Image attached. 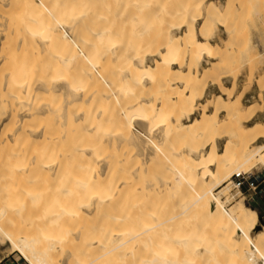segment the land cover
Returning a JSON list of instances; mask_svg holds the SVG:
<instances>
[{
  "label": "bare ground",
  "instance_id": "bare-ground-1",
  "mask_svg": "<svg viewBox=\"0 0 264 264\" xmlns=\"http://www.w3.org/2000/svg\"><path fill=\"white\" fill-rule=\"evenodd\" d=\"M23 1H20L23 2L22 8L28 3L26 7L33 14H46L59 25L48 36L34 33L33 39L40 41L43 48L50 45L47 39H55L60 45V52L55 53L56 58L53 57L58 61L55 68V65L49 66L46 62V58H50L48 53L51 47L48 53L43 52L42 48L46 60H37V69L32 71V66H27L29 61L32 63L36 58L29 50L31 46L28 47L31 34L28 32L29 37L27 33L22 36L26 31L19 34L25 36V41L28 39L27 43L23 42L28 45L24 46L20 43L23 38L15 33L17 29L13 27L14 33L19 36L16 38L24 46L21 48L28 47L31 53L26 54L27 57L30 55L29 60L25 56L27 49H23V57L27 58L24 59L25 64L31 67V71L23 63L20 70L17 64L19 71H12L17 72L13 75L19 78L18 83L15 82L18 92L29 95L22 96L17 92V96L22 97L18 98L19 101L23 98L27 100L23 105L27 109L19 116V121L17 119L16 124L19 125L12 128L5 138L0 133L1 151L5 146L12 148L8 160L3 161L7 168L5 170L11 181L19 180L15 187L11 185L15 189L13 193L3 194L4 188L0 190V221L5 224V227H0L1 243L9 244L13 251L31 264H236L235 260L238 259L241 264H264V222L260 223L257 212L246 205L243 197L230 209H226L223 201L231 190L229 186H232L230 180L233 176L247 174L245 167L254 160L264 168V152H261L264 147H257L258 141L264 139V124L246 128L238 140L239 149H234L235 155L239 156H234L233 152L230 157L224 158L223 152L219 151L218 142L224 139L225 144L230 142V137L224 133V123L229 119L226 122L221 120V116L227 117L223 98L227 96L233 99L236 91V82L231 76H225L231 74V61H235L233 54H237L233 53L232 46L239 40V35L230 25L239 15L236 1L182 0V5L180 0L176 4L171 0L176 6L179 3L180 7L172 5L170 8L166 6L167 2L162 3L160 10L155 7L156 12L167 20L173 19L172 23L177 20L176 28L172 25L175 30L173 34L177 32V35L171 37L170 31L165 34L159 31L154 36L152 31L156 32L157 29L152 30V26L144 24L148 27L143 28L131 25L139 39L144 38L142 35L154 34L153 38L149 36L152 38L150 44L147 43L149 46L143 45L150 49H145L143 53L139 45L141 40L135 42L136 52L127 50L125 32L130 27L128 24L135 20L132 19L131 23L130 19L128 24L125 22L128 25L125 31L123 22L128 18L126 15L125 19L126 11L113 12L116 5L126 3V0H92L89 7H86L89 0ZM216 2L226 3V6L222 9L221 4ZM147 3L143 2L141 6L139 0L136 7L129 4L131 16L137 12L135 19L139 18L141 11L145 13L149 9ZM16 6L17 10L19 5ZM66 7H81L76 18L73 17L74 25L71 27L77 30L87 26V32L75 33V29L72 30L68 24L60 25L56 16L59 9L66 14ZM20 8L18 10L22 11ZM19 15L23 16L22 13ZM38 23L43 22L40 19ZM18 26L20 32L21 26ZM3 29L6 31L7 28ZM13 29L9 28L11 32ZM221 32L226 39L218 42L217 35H221ZM133 36L130 38H136ZM142 41L144 44L145 41ZM19 43L16 42V45ZM225 43L224 48L221 45ZM249 47L252 52L259 53L251 43ZM19 50L18 47L17 52ZM5 53L6 58H11L10 51ZM2 55L0 58H4ZM260 55L264 56L263 53ZM150 60L153 61L152 65L148 64ZM207 62L210 66L200 71V67ZM225 68H229V73L226 74ZM9 73L5 75L12 77ZM9 77L7 83L11 81ZM226 80L233 81L234 86L231 84L232 88H225L223 84ZM12 84L11 87L6 86L11 90L3 92L13 91ZM209 88L218 89L221 95L200 104ZM146 90L154 95H144ZM51 94L61 95L58 107L54 105L57 122H53V114L47 117L51 120V123L48 122L51 126H57L55 135L47 133L42 126H33V118H39L41 123V117L46 118L49 114L48 101L52 104L49 99H53ZM7 98L13 101L10 95ZM36 100L43 104H38ZM230 102L233 104L235 101L230 99ZM17 103L19 105L20 102ZM238 104L235 103V106ZM245 110L239 107L240 112ZM12 112L9 115H18L17 110ZM101 129L108 131L95 135ZM173 141H177V145L182 141L184 145L178 151L175 150L177 145L174 150L171 149L175 153L171 155L172 158H176H173L175 162L172 165L170 154H166L169 150L166 152L164 148ZM44 144L53 147L45 149ZM124 144L127 148L133 146L137 151L131 154L133 158L130 157V160L138 156L141 158L119 170L111 163L114 169L110 170L109 162L116 155L114 151H119L117 147ZM172 144L168 147H172ZM106 146L112 148L106 149L110 150L107 153L104 152ZM107 154L114 156L111 159ZM160 158L165 161L162 162ZM159 159L163 166L166 163L164 167L167 169L163 171L167 174L161 171L164 177L160 174V179H157L155 177L160 172L155 174V164ZM113 162L119 166V160ZM171 169L175 172L171 173ZM7 172L3 174L5 177ZM169 173L172 175L169 176ZM175 174L177 177H173ZM20 180L24 181L23 184ZM189 187L195 188L194 191ZM155 195H166L167 198L162 199L165 202L156 200L153 205L151 198H156ZM167 199H170L169 202ZM159 203L160 206L164 203L166 208L162 209L168 215L165 213L166 216H163L162 212L152 209L151 206L155 208ZM168 206H171L169 210ZM92 220L102 223L95 222L96 226Z\"/></svg>",
  "mask_w": 264,
  "mask_h": 264
},
{
  "label": "rangeland",
  "instance_id": "rangeland-1",
  "mask_svg": "<svg viewBox=\"0 0 264 264\" xmlns=\"http://www.w3.org/2000/svg\"><path fill=\"white\" fill-rule=\"evenodd\" d=\"M1 1V3H0V56L2 55L4 58H0V133H1V135H2V137H3V134H4V138H5V135H7V134H9V131L12 129V128H15V126L17 125L16 124V121H17V119H18V121H19V116L24 112V111H26V107H24L23 105H26V101L27 100H25L24 98H23V102L20 100L19 101V97L20 98H22L21 96H17L18 94H20V95H22L23 93H21V92H18V88H17V85H15V82H17L18 83V75H16L17 77L15 78V76L13 75V74H17V72L16 73H13L14 71H19L20 70V68L21 67H23V66H21L22 65V63H23V65L25 66V67H27V66H29V64L32 66V71H35V69H37L36 68V63H38V62H40V61H43L44 59H45V55H44V53L43 52H47V50H48V48L49 47H51L49 50H51V51H49V59L48 58H46L47 59V65H49V66H54L55 65V68H56V64L58 63V61L56 60V59H54L53 60V57L54 58H56L57 56L55 55V53L56 52H60L58 49H59V47H60V45L59 44H57V40H55V39H52L51 41H50V39H47V41H49V47H42V45H41V42L40 41H36V40H34L33 39V36H34V33H44L45 34V36H48L49 35V32L50 31H52L53 29H56L57 27H59V25H57L56 24V22L53 20V18L51 17H48V16H46V14H41L40 13V15H37L35 12H34V14L35 15H37V16H35L34 14H33V11L32 10H30L29 9V7H26V5L28 6V1L27 2H25V6H24V8H22L23 7V4H21V3H23L24 1L23 0H8V2H7V0H0ZM19 1V2H18ZM20 1H23V2H20ZM85 1H87V0H85ZM85 1H84V3H85ZM94 1V0H93ZM93 1L92 0H89L88 2H86V7H89V6H91L92 5V3H93ZM134 1V2H133ZM137 2L139 1V0H136ZM135 0H126V3H125V1L121 4H119L118 6L116 5L115 7H114V10H113V12H114V14H116V13H119L120 12V10H122V9H124L126 12H125V21L123 22L124 23V25H126V27H125V31H126V29L128 28L127 26L128 25H130V27L132 28V26L134 25V26H137V25H140L141 27H148L147 25H149V27L150 26H152L153 28H152V30H154V29H157V31L155 32V31H152L153 33H155V35L154 34H150L149 33V35H142V36H144V38L142 37V38H137V35L136 34H134L135 33V29H133L134 30V32L132 31V29L129 27V29L125 32L126 33V37H125V40H126V42H127V50L128 51H132V52H136V49L135 48H137V43H135V42H138V41H140L141 40V44H139V45H141L140 47L142 48L140 51H141V53H143L144 51H145V49L147 50V49H150V47H147V45L149 46V44H150V38L151 37H149L150 35L152 36V38H153V35L154 36H156V34H158L157 32H159V31H161V32H164L163 34H165V32L167 33V31H170L169 33H170V36L171 37H174V36H176L177 35V32H176V34H173V33H175V30H174V27L176 28V26H177V24H178V22H177V20H174V22L172 23V21H173V19L170 21V20H167V19H165L164 17H160V15H159V13L158 12H156V11H158V10H160L161 9V7H162V3H164V2H167V4H166V6H168V8H170L172 5V7H174V5L177 3V1H179V0H173L174 1V3L170 0V3H172L171 5H170V3H169V0H140V4L142 3V5L141 6H143V2H148L147 4L149 5V9L145 12V13H143L142 11L140 12L142 15L141 16H139V18H136L135 19V16L136 17H138V15H134V14H137V12H134V13H132V16H131V13H130V11L132 10H130V7H128V6H130L129 4H131V6H133V5H135L134 7H136V5H137V2H136ZM176 1V2H175ZM181 1V3L180 4H184V3H182L183 1L182 0H180ZM186 1V0H185ZM184 1V2H185ZM189 0H187V2H188ZM236 1V2H235ZM243 1V0H242ZM250 1H252V2H250ZM91 2V3H90ZM131 2V3H130ZM156 2V3H155ZM234 2H235V4L237 5V7L240 9L239 10V12H238V14L239 15H236V20H232L231 21V27L235 30V34H237V35H239V40H236V42L234 43L235 45L234 46H232V50H233V53H237L236 55L235 54H233L234 55V59H235V61L234 60H232V57H231V59L230 60H232L231 61V67H232V72H231V74L229 73V68H227L228 70H226V68L224 69V71L226 72V74L227 73H229V74H227V75H225V76H231L232 78H233V80H234V82H236L237 83V81H238V79H239V76H240V74H241V72L243 71V69H245V68H248V72H250V74H249V77L248 78H242V79H247V82H248V85H251L252 83H254V82H256L255 80L257 79V85L259 86V89L261 90V91H263L264 90V72H263V66H264V63H263V61H264V56L262 55H260L259 53L257 54V52H252L251 50H250V47H249V45H250V43H251V45H252V42H251V37H250V34H251V30L253 29V28H257L256 27V20H257V15H261V17L259 18L258 17V19L260 20V27H261V29L263 30L264 29V26H263V24H264V4H262V3H264V0H246V2H242V3H238L239 1H237V0H234ZM248 2V3H247ZM6 3V5H4V6H7V3H8V8H10V6H11V8L10 9H7V7L6 8H4V6H3V4H5ZM19 3V4H18ZM83 3V4H84ZM186 3V2H185ZM216 3H218V4H221V8L222 9H224V7L226 6L225 4L226 3H224V5H223V3H219V2H216ZM2 4V5H1ZM127 4V5H126ZM180 4L178 3L177 4V6L176 7H180ZM240 4V5H239ZM16 5H19V7H21L23 10L22 11H19L18 9H19V7H18V11H19V13H17L16 11ZM21 5V6H20ZM85 5V4H84ZM88 5V6H87ZM154 5H156V6H154ZM179 5V6H178ZM181 5V6H182ZM249 5V6H248ZM2 7L4 8L3 10H2ZM13 7H15L14 9H13ZM26 7V8H25ZM120 7V8H119ZM158 9H156V8ZM248 7H249V9H248ZM20 8V9H21ZM76 8H77V10L78 9H80L81 7H66V9L64 10V11H66L67 13L66 14H63V13H65V12H63V10H61V9H59V12L57 13V16H56V18H57V21L60 23V25H67L68 27L70 26L71 27V25L73 24V20H74V18H76V13H78L79 11H81V9L80 10H76ZM133 8V7H132ZM135 9V8H134ZM15 10V11H14ZM75 10V11H74ZM83 10V9H82ZM261 10V11H260ZM9 11H10V13H9ZM24 12V13H23ZM205 12V11H204ZM12 13H14V14H12ZM22 13V15L23 16H21V15H19V14H21ZM258 13V14H257ZM18 16H17V15ZM69 14V15H68ZM156 14V15H155ZM257 14V15H256ZM13 15V16H12ZM14 15H16V16H14ZM44 15H45V17H44ZM71 15V16H70ZM76 15V16H75ZM126 15H127V17H126ZM130 15V16H129ZM157 15H159V17L157 16ZM205 15V14H204ZM61 16V17H60ZM63 16H65V17H63ZM70 16V17H69ZM144 16V17H143ZM146 16V17H145ZM251 16V17H250ZM32 17H34V18H32ZM44 17V18H43ZM66 18V20L65 19H63V18ZM67 17H69L68 19H67ZM74 17V18H73ZM140 17H142V18H140ZM159 19H158V18ZM250 17V18H249ZM60 18H62V21H61V19ZM163 18L164 19V22H163V19L161 20V19ZM29 19V20H28ZM36 19V20H35ZM38 19V20H37ZM40 19H41V22H43V23H38V22H40ZM46 21H45V20ZM73 19V20H72ZM131 19V20H130ZM132 19L133 20H135L133 23H132ZM157 19H158V21H157ZM45 22H44V21ZM129 20H130V22L132 23V24H128V23H130L129 22ZM146 20V21H145ZM154 20H155V22H154ZM143 21V22H142ZM162 21V22H161ZM170 21V22H169ZM30 22V23H29ZM128 24H126V23ZM154 22V23H153ZM168 22V23H167ZM90 23V22H89ZM136 23V24H135ZM175 23V24H174ZM18 24H20V26H21V31L19 32V30H20V27L18 26ZM33 24V25H32ZM144 24H147V25H144ZM156 24H159V25H156ZM162 24H164V25H162ZM167 24L168 25H170L171 24V26H167ZM9 25H10V27H9ZM14 25H16V26H14ZM29 25H31V26H29ZM41 25V26H40ZM74 25V24H73ZM73 25H72V27H73ZM89 25V24H88ZM132 25V26H131ZM155 25V26H154ZM167 27H166V26ZM172 25H174V27L172 26ZM176 25V26H175ZM23 26V27H22ZM33 26V27H32ZM133 26V27H134ZM159 27V29H158V27ZM164 26V27H163ZM10 29H13V27L15 28V29H17L16 31L17 32H15L14 30L15 29H13V32H11V30H9V28ZM17 27V28H16ZM19 27V28H18ZM27 28V30L25 29V28ZM31 27V28H30ZM55 27V28H54ZM71 27V28H72ZM165 28V29H163V28ZM3 28H7L10 32H6L7 31V29H6V31H4L5 29H3ZM85 28V29H84ZM143 28H142V31H144L143 30ZM161 28V29H160ZM168 28V29H167ZM172 29V30H169V29ZM238 28H241V30L239 31V29ZM23 29H25V30H23ZM74 29H75V33H80V34H83V32H85V30H86V32L88 31V28H87V26H83V28H80V29H78L77 28V30H78V32H77V30H76V27H74ZM73 28H72V30H74ZM131 29V30H130ZM167 29V30H166ZM2 30H3V32H2ZM30 30H31V32H30ZM174 30V31H173ZM246 30V31H245ZM23 31H26L25 33H22ZM173 31V32H172ZM17 33L18 35L20 34V33H22V36L23 35H25L26 33V36H28L29 34H31L30 36V38H29V40H30V42H31V45H30V42H29V45L28 44H23V42L25 43H27V41H28V39H27V41H25V39H24V37H21V35H19L20 36V38H23V40L21 39V41H20V43L22 42V44L24 45V46H27L28 45V47H30L31 46V48H29V50L32 52V54L34 53V55L33 56H36V58H34V60L32 61V63H30V61L28 62V65L26 66V62L24 61V59H25V57H23L24 56V52L25 51H27L26 53H25V56L27 57V55L26 54H31V53H29L30 51L28 50V47L27 48H25V49H27V50H25L24 48V52H23V49L21 48V46H23L22 44H20L19 43V39H17L16 37L18 36L17 34H15V33ZM19 32V33H18ZM28 32H29V34H28ZM131 32V33H130ZM133 32V33H132ZM151 32V31H150ZM151 32V33H152ZM11 33V34H10ZM13 33V34H12ZM33 33V34H32ZM160 33V32H159ZM130 34H132L131 36H133V35H135L136 36V38H132V39H135V40H137V41H134V40H132L130 37ZM173 34V35H172ZM179 34V33H178ZM18 36V37H19ZM148 36V37H147ZM29 37V36H28ZM134 37V36H133ZM32 38V39H31ZM151 38V39H152ZM142 39L145 41L144 42V44H143V41H142ZM17 40V41H16ZM45 41H46V39H45ZM44 40H43V42H45ZM56 41V42H55ZM148 41V42H147ZM228 41H229V39H228ZM16 42H18L19 44H17L16 45ZM152 42H156L155 40L153 41L152 40ZM231 42H232V40H231ZM135 43V44H134ZM140 43V42H139ZM147 43H149V44H147ZM228 43V42H227ZM134 44V45H133ZM145 44H147L146 46H144L143 47V45H145ZM153 44L154 43H152V49H153ZM249 44V45H248ZM41 45V46H40ZM58 45V47H56ZM136 45V46H135ZM226 43L224 44V45H221L222 47H226ZM23 46V47H24ZM46 46V45H45ZM47 46H48V44H47ZM132 46H134L133 48H132ZM17 47V48H16ZM18 47L20 48V50H19V52H17L18 51ZM155 47V46H154ZM16 48V50H14ZM44 49V51H43V49ZM47 48V49H46ZM131 48V49H130ZM32 49H33V51H32ZM55 49H56V51H55ZM229 49H231V46H230V48ZM237 49H238V52H237ZM21 50H22V52H23V54H22V52H21ZM46 50V51H45ZM58 50V51H57ZM143 50V51H142ZM250 50V51H249ZM4 51H7V52H9L10 51V53L9 54H11V58H10V56L9 57H7L6 58V53L4 52ZM29 51V52H28ZM43 51V52H42ZM243 51V52H242ZM6 54V55H4V53ZM50 52H51V54H50ZM36 53V54H35ZM246 54L247 53V55H245V56H243V54ZM256 54V55H255ZM52 57H51V56ZM56 56V57H55ZM258 56V57H257ZM30 57V55L27 57V58H29ZM32 57V56H31ZM47 57V56H46ZM262 57V58H261ZM27 58L25 59V60H27ZM253 58V59H252ZM1 59H3L4 60V62L1 60ZM7 59V61H5ZM23 59V60H22ZM31 58H29V60H30ZM45 59V60H46ZM245 59V60H244ZM37 60H38V62H37ZM44 60V61H45ZM53 60V61H52ZM56 60V61H55ZM55 61V62H54ZM3 62V63H2ZM54 62V63H53ZM57 62V63H56ZM153 61H148V64L149 65H152L153 63H152ZM249 62V63H248ZM262 62V63H261ZM2 63V64H1ZM26 63V64H25ZM244 63V64H243ZM17 64H19L18 65V67H19V70L17 69L18 67H17ZM233 65V66H232ZM208 66H210V64H209V62H207L206 64H204L203 65V67H200V71H202L201 70V68H207ZM13 67H15L14 68V70H12L13 69ZM17 67V68H16ZM262 68V69H261ZM16 69V70H15ZM27 69H28V71L30 70L31 71V67L29 68V67H27ZM13 71V72H12ZM258 71H261L260 73H258ZM10 72V73H9ZM11 72H12V74H11ZM6 73H9L10 75H13L12 77H11V81H13V79H15V81H13L14 83L12 84V82L11 81H8V83H7V80H8V78L7 77H9L8 76V74L7 75H5ZM32 73V72H31ZM256 73H258V74H256ZM255 75H257V77L255 78ZM9 77V78H10ZM222 77V76H221ZM262 77V78H261ZM6 81V82H3V81ZM5 84V85H4ZM9 84V85H8ZM10 84H12V85H14V86H12L14 89H15V91H14V89H13V91H10L9 93H5V92H3L4 90H7L8 91V89H7V87L8 86H10L11 87V85ZM4 85V86H3ZM7 86V87H6ZM200 86L201 87H203V85L200 83ZM234 86V85H233ZM6 87V88H5ZM2 88H3V90H2ZM12 89V88H11ZM11 89H9V90H11ZM197 89H199V88H197ZM248 88H244V90H243V92H245L246 90H247ZM13 92V93H12ZM17 92H18V94H17ZM148 92V93H147ZM198 93V92H197ZM16 95V97H15V95ZM151 94V91L150 90H146L145 92H144V95H146V96H148V95H150ZM152 94H153V92H152ZM151 94V95H152ZM210 94H211V96H210ZM236 94V91L233 93V95L232 96H236L235 95ZM8 95V96H7ZM9 95L13 98V101H12V99H11V101H10V99H8L7 97H9ZM12 95H14V96H12ZM52 95V94H51ZM154 95V94H153ZM152 95V96H153ZM215 95L217 96V95H221V93H218V94H215V92H208V94L206 95V97L204 98V99H206V100H204V99H202V101L200 100L199 101V103L201 102V103H206L207 101H210V100H212V99H214L215 98ZM1 96H4V97H1ZM6 96V97H5ZM22 96H29V95H27V94H23ZM53 96V99H52V97H51V99H49L51 102H52V104L48 101V104L50 105V112H49V114L46 116V118L45 117H41V123H40V120H39V118H33V123L35 124V125H33V126H37V127H41L42 126V128L43 129H45L46 131H47V133L49 132H52L51 133V135H55L56 134V130H57V126L55 125V126H51V120L49 121L48 119H47V117H49L50 115L52 116V114L54 115L55 113H53V112H56V110H55V108L56 107H58V104H59V102H60V97L59 96H61V95H59V94H54V95H52ZM241 96H243V95H241ZM45 97H47V96H45ZM209 97V98H208ZM4 98H5V100H4ZM44 98V97H43ZM48 98H49V96H48ZM38 99V98H37ZM41 98H39L38 100H40ZM46 99V98H45ZM209 99V100H208ZM226 99H228L227 98V96L226 97H224L223 98V103L226 105V107H225V115H227V117L226 116H221V120H223L224 122H226L228 119H229V121H227L226 122V124L224 123V133L228 136V137H230V142H228L227 144H225V143H222V144H219V151L222 153L223 152V154H222V156L224 157V158H228V157H230L231 155H232V153L234 154V156H236V155H238V154H236L235 155V151H236V149H239V148H237L238 146H239V144H240V142L238 141L239 140V138H241L242 136H243V134H244V132H245V130H246V127H244L243 125H244V123H248V121H249V119L250 120H252L250 117H253V115L255 114V111H252V110H250L249 109V112H250V114L247 116V118H243V113L246 111H242V112H240L239 111V107L240 106H242L243 107V105H242V103H241V101L239 100V99H236V100H234L235 102H233V104H232V102H230V99H231V101H233V99H232V97L230 98V99H228L227 100V102H226ZM3 100V101H2ZM38 100H36L37 102H38V104L40 103V101H38ZM238 100V101H237ZM260 100H261V102L263 103V101H264V98H263V95H261V97H260ZM10 103H9V102ZM15 101H16V103H15ZM35 101V100H34ZM43 102H44V99L42 100ZM46 101H47V99H46ZM45 101V103H47ZM206 101V102H205ZM3 102V103H2ZM5 102V103H4ZM7 102V103H6ZM14 102V103H13ZM17 102H20L19 103V105H18V103ZM36 102V103H37ZM43 102L42 103H40V105L41 104H43ZM239 103L238 105H236L235 106V103ZM12 103V104H11ZM29 103V102H28ZM36 103H34V104H36ZM44 103V104H45ZM200 103V104H201ZM228 103V104H227ZM231 103V104H230ZM2 104H4V105H2ZM17 104V105H16ZM37 104V105H38ZM7 105H9L8 107H7ZM12 105V109L11 108H9L10 106ZM56 107H55V106ZM244 105H248V103L247 104H244ZM19 106H21L20 108L21 109H19ZM36 106V105H35ZM263 106H264V103H263ZM15 107V108H14ZM217 107V105L216 106H214V108H216ZM201 107H199L198 109L199 110H201L200 109ZM17 110V113H18V115L16 116V118H13V116H14V114H13V116L12 115H9V114H11V110L13 111L12 113H14L16 110ZM9 110H10V112H9ZM15 110V111H14ZM58 110V109H57ZM198 113L200 112V111H197ZM6 114H8V115H6ZM57 114V113H56ZM199 115L200 114H198L197 115V117H199ZM10 118H9V117ZM14 116V117H15ZM56 116L57 115H54L53 117H54V121L53 122H55L56 120H55V118H56ZM8 117V118H7ZM18 117V118H17ZM7 118V119H6ZM4 119H6V120H4ZM15 121H14V120ZM53 119V118H52ZM243 119L245 120V122L243 121ZM2 120H4V121H2ZM1 122H5V129H3L4 127H2L3 126V123L1 124ZM7 122V123H6ZM48 122H50V123H48ZM52 122V123H53ZM57 122V121H56ZM244 122V123H243ZM251 122V121H250ZM228 123V124H227ZM42 124V125H41ZM19 125V124H18ZM17 125V126H18ZM20 125H23V123H20ZM8 126V127H7ZM2 127V128H1ZM53 127V128H52ZM55 127V128H54ZM52 128V129H51ZM227 128V129H226ZM1 129H3L2 131L3 132H1ZM107 130V129H106ZM108 131V130H107ZM107 131H105L104 129H101L98 133H96L95 135H97V134H100L101 135V133L102 134H105ZM97 136H99V135H97ZM179 141V140H178ZM175 142V143H174ZM246 142V141H245ZM244 141L242 142V143H245ZM173 143V144H172ZM181 143V144H180ZM241 143V144H242ZM49 144V143H48ZM48 144H44L43 146L45 147V149H48L49 147V145ZM171 144H172V147H168V146H171ZM171 144H169V145H166V147L164 148V151H168L166 154H170V156H169V158L171 159V164L173 165V158H175V157H173L172 158V156L175 154V153H173V151L172 150H174L177 146V148L175 149L176 151H178V150H180L181 148H182V145H184L183 144V142L181 141V142H179L178 143V145H177V141H173V142H171ZM48 145V146H47ZM51 145V144H50ZM53 145V144H52ZM125 145L126 144H124V146L122 147V146H118L117 148H118V150L119 151H121L120 153H119V151H114V153H116V155L114 156L113 154H112V156H114L113 157V159H112V156H111V154H107V157L109 156L113 161L115 160V161H117L118 162V160H119V166H117V165H115V162H109L110 161V158H109V165L112 163V164H114V167L116 166V168H118V170H119V168L120 169H123L124 167H125V165L127 164V163H131V161L133 162V163H135L137 160H138V158H141V157H139L138 156V158L136 157V156H134V158L136 157V159H132V160H130L129 158L131 157V158H133L132 156H131V154H136L137 153V151H135L136 149L135 148H133V146L131 147H129V148H132V149H129V148H127V147H125ZM154 145L156 146V144L154 143ZM177 145V146H176ZM181 145V146H180ZM225 145V146H224ZM127 146V145H126ZM155 146H153L154 148H155ZM245 146V145H244ZM243 146V147H244ZM1 147H4V146H1ZM48 147V148H47ZM53 146H51L50 148H52ZM109 148H110V146H108ZM157 147V146H156ZM38 148H40V147H38ZM49 148V149H50ZM109 148H107V146L105 147V150L106 149H109ZM114 148H115V146H114ZM113 148V149H114ZM116 148V149H117ZM153 148V149H154ZM170 148V149H169ZM174 148V149H173ZM179 148V149H178ZM233 148V149H232ZM2 149V148H1ZM1 149H0V151H1ZM54 149V148H53ZM112 148H110V150H111ZM133 149H134V151H133ZM167 149V150H166ZM172 149V150H171ZM234 149H235V151H234ZM104 150V152H106L107 153V151H110V150H106L105 151ZM115 150V149H114ZM155 150H156V148H155ZM171 150V151H170ZM240 150H244L243 148H241ZM11 151H12V148H10V147H7V146H5V148H3V150L1 151V155H0V162H1V164H0V185L2 184V185H5V186H0V190H1V188L3 189V194L4 193H13L14 192V190L15 189H12V186H14L15 187V185L17 184V183H19V180L17 181L16 180V182L15 181H11L12 180V178H11V180L9 179L10 177H8V172H7V170H5V169H7L6 168V166L3 164V161H6V160H8V156H9V154L11 153ZM133 151V152H132ZM158 151V150H157ZM175 151V152H176ZM3 152V153H2ZM132 152V153H131ZM136 152V153H135ZM170 152V153H169ZM172 152V153H171ZM238 152V151H237ZM241 152V151H240ZM245 152V151H244ZM243 152V153H244ZM109 153V152H108ZM117 154H118V156H117ZM133 154V155H134ZM172 155V156H171ZM243 155V154H242ZM239 156V155H238ZM241 157V156H240ZM114 158H117V160L116 159H114ZM119 158V159H118ZM236 158V157H235ZM239 158V157H238ZM161 159V158H160ZM160 159H159V161H160ZM176 159V158H175ZM133 160H135V162L133 161ZM157 160H158V158H157ZM140 161V160H139ZM141 161H142V159H141ZM158 161V162H159ZM161 161L162 162H164L165 161V159L163 160V159H161ZM159 162L160 164L158 165L156 162V164H155V168H156V171H154V173L156 174V175H158L157 173H159V175H158V177L156 176V175H154V176H156L155 178H159V176H160V174L162 175V177H164V175L163 174H167V173H165L164 171H165V168L166 167H164L165 166V164L166 163H164V166H163V163L162 162ZM116 162V163H117ZM175 162V161H174ZM117 163V164H118ZM132 163V164H133ZM259 162L258 161H256V160H254L252 163H250V164H248L246 167H245V172L247 173L249 170H250V168L251 167H253V166H256L257 164H258ZM4 165V167H3V165ZM111 164V165H112ZM110 165V166H111ZM175 165H176V163H175ZM174 165V166H175ZM164 169H163V168ZM259 168H260V166H259ZM113 170L114 168H113V166H111V168H110V170ZM167 169V168H166ZM173 169H175V167L173 168ZM164 170V171H163ZM169 170V169H168ZM5 171V172H4ZM116 171H117V169H116ZM163 172V174H162V172ZM172 171V169L170 170V172ZM2 172H4V173H2ZM7 172V177H5L3 174H5ZM120 171H118V173H119ZM173 173L175 172L174 170L172 171ZM171 172V173H172ZM235 172V171H234ZM236 172H238V171H236ZM116 173V172H115ZM171 173H169V176L170 175H172ZM117 174V173H116ZM152 175H153V173H152ZM173 177H177L176 176V174L173 176ZM186 177H188V175H187V173H186ZM9 180V181H7V179ZM160 179V178H159ZM14 180V179H13ZM188 180V179H187ZM7 181V182H6ZM231 182H232V180H230ZM10 182V183H9ZM12 182V183H11ZM15 182V183H14ZM20 182H21V180H20ZM23 180H22V184H23ZM6 183H9V184H6ZM228 183H230V182H228ZM228 183H227V185H228ZM21 184V185H22ZM11 186L10 188L9 187H7V186ZM230 188H231V190L229 191V192H227V194H226V197L224 196L223 197V201H224V203H225V207H226V209H230L232 206H234V204L235 203H237L241 198H242V196H241V194H240V192L239 191H237V190H235L234 189V184H232V186L230 185L229 186ZM6 188H8L9 189V191H8V189H6ZM190 189H192L191 187H189ZM229 188V189H230ZM6 189V190H5ZM189 189V190H190ZM193 189H195V188H193ZM192 189V190H193ZM192 190H190V192H192ZM6 191V192H5ZM194 191V190H193ZM233 191H235V192H233ZM233 192V193H232ZM0 194H2V193H0ZM239 195V196H237V195ZM233 195H235L234 196V199H233ZM159 197H157V195H155V197L156 198H153V196H152V198H151V200H152V204L153 203H155L156 204V200H157V202H163L164 200H162V199H166L167 198V196H166V198H164L165 196L164 195H158ZM161 197V198H160ZM169 197H171V196H169ZM229 197V198H228ZM232 197V198H231ZM236 197V198H235ZM173 198V197H172ZM170 198L171 200H172V202H173V199H176V198ZM169 199V200H170ZM230 200V199H232V200H230V201H228V200ZM169 200L167 199L166 201H168L169 202ZM234 200V201H233ZM153 201H155V202H153ZM165 202V201H164ZM171 202V203H172ZM174 202H175V200H174ZM171 203H168L167 205H170ZM227 203V204H226ZM246 203V202H245ZM151 204V205H152ZM162 204V203H161ZM164 204V203H163ZM161 205L160 206V203L159 204H157V205H155L154 207L155 208H153V206H151L152 207V209H154V211H156V212H162V215L163 216H166L165 215V213L166 212H163V209L164 208H166V206L165 205ZM231 204V205H230ZM154 205V204H153ZM247 205V204H246ZM163 206H165V207H163ZM248 206V205H247ZM149 207H150V204H149ZM150 207V208H151ZM161 207V208H160ZM169 207H171V206H168V210H169ZM147 208H148V206H147ZM146 208V209H147ZM163 208V209H162ZM162 210V211H161ZM167 214V213H166ZM169 214V213H168ZM167 214V215H168ZM259 221H260V223L262 224L263 222H264V216H262V217H260L259 218ZM92 222H94V223H92ZM92 224H94V225H96V223H100L101 221H96V220H92ZM96 222V223H95ZM0 223H1V221H0ZM3 223V222H2ZM0 224V227L1 228H3L1 225H5V224ZM102 223V222H101ZM96 226H98V225H96ZM5 227V226H4ZM2 241H1V239H0V264H31V263H29V262H26V260L19 254V253H17L16 251H13L12 250V248L10 247V245L8 244H5L4 242L3 243H1ZM5 244V245H4ZM9 246V247H8ZM236 261V264H241L240 263V261H239V259H238V261L237 260H235ZM53 263H54V260H53Z\"/></svg>",
  "mask_w": 264,
  "mask_h": 264
},
{
  "label": "crops",
  "instance_id": "crops-1",
  "mask_svg": "<svg viewBox=\"0 0 264 264\" xmlns=\"http://www.w3.org/2000/svg\"><path fill=\"white\" fill-rule=\"evenodd\" d=\"M256 27L257 28H253L251 30V34H250L251 42L253 43L252 44L253 47L260 54L262 53L264 54V44L261 43L264 41V29L263 30L261 29L260 20L258 18L256 20ZM220 34L221 35H217L218 37L217 41L218 40L224 41L226 39L225 34L223 32H221ZM262 68L261 69L264 72V66ZM260 72L261 71H258V73ZM248 77H249L248 68H245L241 72L239 79L236 83V94H235L236 96H233V100L239 99L243 107L247 109L243 113V118L244 117L247 118V116L250 114L248 109L255 111V114L253 115L251 122L244 123L245 120L243 119L244 121L243 126L249 129V128H253V126H256L257 124H264V106H263L264 101L262 103L260 100L261 95H263V98H264V90L261 91L259 89V86L257 85V79L255 80L256 82L252 83L251 85H248L247 79H242V78H248ZM256 77L257 75H255V78ZM232 83L233 81L226 80L223 86L225 88L230 89L232 88L231 87L233 85ZM244 88H248V89L245 92H243ZM212 91L215 92V94L221 93V91H219L218 89L209 88L208 92H212ZM240 95H243V96L240 97ZM217 96H220V95H217ZM247 103L248 105H244ZM225 142H226V139H224L221 142H218V145L225 143ZM261 146L264 147V139L259 140L257 143V147H261ZM261 152H264V148ZM262 168L263 167L260 163L250 168V170L245 175L258 176L259 181L255 183V186L253 187V189L249 188V183L245 181L240 191V194L245 199L246 204L252 210L257 212L259 218L264 216V168L263 169Z\"/></svg>",
  "mask_w": 264,
  "mask_h": 264
},
{
  "label": "built area",
  "instance_id": "built-area-1",
  "mask_svg": "<svg viewBox=\"0 0 264 264\" xmlns=\"http://www.w3.org/2000/svg\"><path fill=\"white\" fill-rule=\"evenodd\" d=\"M232 184H234V189L237 191H241V188L245 181L249 183V188L253 189L255 183L259 181L258 176H251V175H235L232 177Z\"/></svg>",
  "mask_w": 264,
  "mask_h": 264
}]
</instances>
